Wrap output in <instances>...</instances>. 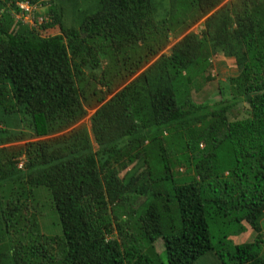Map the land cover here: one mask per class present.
I'll use <instances>...</instances> for the list:
<instances>
[{"label":"trees","instance_id":"obj_1","mask_svg":"<svg viewBox=\"0 0 264 264\" xmlns=\"http://www.w3.org/2000/svg\"><path fill=\"white\" fill-rule=\"evenodd\" d=\"M57 1L0 0V193L16 185L0 195V264H195L209 252L214 264H264V0H96L76 9V27ZM46 5L40 29L59 34L44 38L22 7ZM203 17V30L185 32ZM217 53L235 59L232 96L197 104L193 81ZM89 110L90 135L9 145L24 131L62 132ZM37 189L60 235L42 233L29 201ZM130 195L145 199L136 207ZM248 230L254 242L234 244Z\"/></svg>","mask_w":264,"mask_h":264},{"label":"rangeland","instance_id":"obj_2","mask_svg":"<svg viewBox=\"0 0 264 264\" xmlns=\"http://www.w3.org/2000/svg\"><path fill=\"white\" fill-rule=\"evenodd\" d=\"M158 1V0H157ZM162 1V0H161ZM230 0H222L221 6L224 7L229 3ZM96 2V0H58L57 3L54 2V9L58 10V12L62 13V20L63 23L66 27H71V26H77L76 25V19L74 17V12L76 9H78L81 13L83 11H91L93 10V4ZM165 2V1H162ZM53 4L51 5L53 7ZM159 3L158 1V8H159ZM50 5H46V7H36L34 8L33 11L28 7L26 9L28 12L32 13V16L27 18V21L30 24V27L36 30L38 35L41 37H51L59 34V28L58 26H54L52 28L40 29V25L43 23V21H47L50 19V14H49V8L51 7ZM23 9V8H22ZM91 9V10H90ZM24 10V9H23ZM78 11V12H79ZM16 18L20 19L23 18L21 13L18 15H15L14 19ZM206 17L201 18L198 20L195 24L191 25L185 32H194V33H199L201 30L204 28V21ZM36 21V22H35ZM14 28V26L11 27V30ZM182 28V27H181ZM181 28H177L179 30L178 33H181ZM176 39L169 34V39H168V45L167 48L163 51L164 54H169V48L174 44ZM83 44L80 42L75 43L74 48H83ZM109 60L106 58L104 59L100 67L95 71L96 75L99 76L102 73V69L106 67L108 64ZM210 65L207 68L205 75L203 78L199 77L195 81H193L194 85L191 87V93L190 96L192 100L197 103V104H206V105H217L222 99L224 100H230V97L232 96L231 94V84L229 80L231 78H234L238 75V69L236 67L235 59L231 57H224L221 55V53L214 54L210 60ZM145 69L143 67L139 72L138 75ZM137 75V76H138ZM135 76V77H137ZM132 77L131 79H128V81L123 80L121 82H118V80H115L114 83H124L123 86L128 84L133 80ZM209 77V78H206ZM206 78V80H205ZM90 83H96L94 81H89ZM122 86V87H123ZM120 89V88H119ZM225 90V92L223 91ZM220 91H223L225 95H221ZM114 95V94H113ZM112 96L110 95L107 99H110ZM95 99V98H92ZM248 107L246 103H239L236 104L232 111L233 114L236 116L237 119H244L247 117L246 111ZM94 110H89L87 113L88 115L84 117L82 120L77 122L74 126L59 132L57 134L51 135V136H45V137H34L30 134L28 131H24V138L23 140L11 143L9 145L15 146V145H23L26 142H34L38 140H43V139H50L54 137H59L60 135L69 133L73 128L75 129H85L89 135L91 134L90 132V122H89V117L93 114ZM228 118L230 121L233 120L232 115H228ZM91 141L92 137L90 136ZM93 142V141H92ZM201 148L203 145L200 146ZM98 149L96 144L93 143L92 152H95ZM117 166V165H116ZM129 170V169H128ZM127 170V171H128ZM178 172L180 175H184L185 169L182 167L178 168ZM130 174V172H127ZM192 173V172H191ZM124 175V173H123ZM140 185H142L144 188H148L149 182H141ZM15 184L9 183L7 186H1V188L7 192L8 188L15 187ZM2 190V191H3ZM3 191V192H4ZM4 193H0L1 196H3ZM29 201L32 207V210L36 213L38 217V221L40 222V228L41 231L44 235L54 237L56 235L61 234V228H60V223L58 221L57 214L55 213L54 206L52 203V200L50 198V195L48 191L45 189H37L34 196L29 197ZM143 196H137L135 197L134 195H130V200H133L134 203H136V207L144 201ZM261 225L263 228V235H264V216L261 220ZM255 240V234L251 232V230H248L247 233L239 236L238 239L234 240V244H240L242 242H248L249 244L253 243ZM156 250L157 252H161V242H157L156 244ZM215 258L214 255L211 254L210 252L207 253L206 255L200 257L195 264H214Z\"/></svg>","mask_w":264,"mask_h":264},{"label":"built area","instance_id":"obj_3","mask_svg":"<svg viewBox=\"0 0 264 264\" xmlns=\"http://www.w3.org/2000/svg\"><path fill=\"white\" fill-rule=\"evenodd\" d=\"M24 10L28 9V7H22ZM27 11V10H26ZM29 13V17L32 16V13L28 12Z\"/></svg>","mask_w":264,"mask_h":264},{"label":"clouds","instance_id":"obj_4","mask_svg":"<svg viewBox=\"0 0 264 264\" xmlns=\"http://www.w3.org/2000/svg\"><path fill=\"white\" fill-rule=\"evenodd\" d=\"M31 17V16H30ZM27 18H29V16L27 17ZM26 21H27V19H26ZM55 210V209H54ZM55 213H56V211H55ZM57 214V213H56ZM57 217H58V215H57ZM59 219V218H58Z\"/></svg>","mask_w":264,"mask_h":264},{"label":"crops","instance_id":"obj_5","mask_svg":"<svg viewBox=\"0 0 264 264\" xmlns=\"http://www.w3.org/2000/svg\"><path fill=\"white\" fill-rule=\"evenodd\" d=\"M235 239H237V238H233V240H235Z\"/></svg>","mask_w":264,"mask_h":264}]
</instances>
